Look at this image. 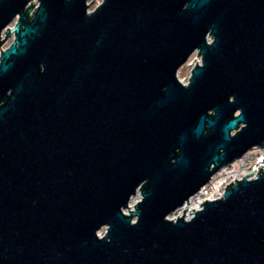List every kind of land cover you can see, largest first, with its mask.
<instances>
[{
  "label": "water",
  "instance_id": "obj_1",
  "mask_svg": "<svg viewBox=\"0 0 264 264\" xmlns=\"http://www.w3.org/2000/svg\"><path fill=\"white\" fill-rule=\"evenodd\" d=\"M4 29L0 264H264V168L184 217L264 149V0H0Z\"/></svg>",
  "mask_w": 264,
  "mask_h": 264
},
{
  "label": "rangeland",
  "instance_id": "obj_2",
  "mask_svg": "<svg viewBox=\"0 0 264 264\" xmlns=\"http://www.w3.org/2000/svg\"><path fill=\"white\" fill-rule=\"evenodd\" d=\"M103 0H88L89 3V11H93L97 8V6L102 2ZM38 4V1L35 3ZM16 24V23H15ZM15 24L12 26L14 27ZM10 26V27H11ZM11 27V28H12ZM197 58L198 63H201V56L198 55V52L191 55V57L188 59V61L180 68L178 72V76L181 79V82L188 83L189 77L191 75L192 69L196 66V61H194ZM191 64V65H190ZM264 149L262 147H255L248 151L244 156H242L239 159L234 160L232 163L226 164L222 166L213 176L211 181L208 183V185H205L198 194L194 195L188 204V208L186 209V204L183 207H180L177 209L176 212L172 213L169 216V219L177 220L178 215L179 217H182L185 211L184 217H190L191 216V210L195 208L196 210L201 208V203L207 200L217 199L223 196V193L227 187L232 181L233 183L236 182L235 178L240 180L244 176H246L248 173L253 171L251 174V178L256 176L259 172V169L262 167L264 168ZM258 167L255 168L254 167ZM254 169V170H253ZM142 199L141 191L138 190L137 193L132 197L130 204L128 208L124 209V212L131 214L132 211L129 210H135V204L138 203ZM135 220V218H134ZM106 232V227H103L98 232L101 236Z\"/></svg>",
  "mask_w": 264,
  "mask_h": 264
},
{
  "label": "flooded vegetation",
  "instance_id": "obj_3",
  "mask_svg": "<svg viewBox=\"0 0 264 264\" xmlns=\"http://www.w3.org/2000/svg\"><path fill=\"white\" fill-rule=\"evenodd\" d=\"M16 22H17V18H15L14 21H13L12 23H10L8 27H10L11 25L13 26ZM12 26H11V27H12ZM11 27H10V28H11ZM6 29H7V28H6ZM6 29L3 30V32H2V36H1V41L3 42V44H2V47L0 48V55H1L2 50L8 48V47L10 46V44L13 42L14 38H15V35L13 34L11 37H9V38H7V39L5 40L4 38L6 37ZM234 134H235V132H233L232 135H234ZM256 147H259V146H256ZM253 148H255V147H253ZM253 148H252V149H253ZM250 150H251V149H250ZM247 153H248V152H247ZM245 154H246V153H245ZM245 154H244V155H245ZM244 155H243V156H244Z\"/></svg>",
  "mask_w": 264,
  "mask_h": 264
},
{
  "label": "built area",
  "instance_id": "obj_4",
  "mask_svg": "<svg viewBox=\"0 0 264 264\" xmlns=\"http://www.w3.org/2000/svg\"><path fill=\"white\" fill-rule=\"evenodd\" d=\"M208 40H209V41H211V40H212V39H211V36H208ZM196 52H199V51H198V50H196L194 53H196ZM194 53H193V54H194ZM200 64H201V63H200ZM129 204H130V203H129ZM125 209H126V208H125ZM126 214H128V213H126ZM190 217H191V216H190ZM187 218H189V217H187Z\"/></svg>",
  "mask_w": 264,
  "mask_h": 264
}]
</instances>
